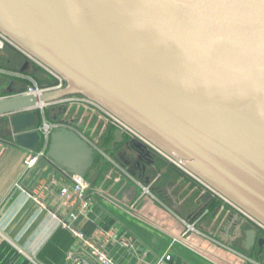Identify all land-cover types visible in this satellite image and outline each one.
Listing matches in <instances>:
<instances>
[{
    "label": "water",
    "instance_id": "1",
    "mask_svg": "<svg viewBox=\"0 0 264 264\" xmlns=\"http://www.w3.org/2000/svg\"><path fill=\"white\" fill-rule=\"evenodd\" d=\"M0 34L64 85L0 98L18 145L40 143L39 106L79 97L264 228V0H0ZM62 125L47 157L88 178L96 151Z\"/></svg>",
    "mask_w": 264,
    "mask_h": 264
},
{
    "label": "crops",
    "instance_id": "2",
    "mask_svg": "<svg viewBox=\"0 0 264 264\" xmlns=\"http://www.w3.org/2000/svg\"><path fill=\"white\" fill-rule=\"evenodd\" d=\"M48 76L56 79L13 47L0 50V98L23 93L33 84L46 87ZM70 98L39 110L35 130L41 141L34 150L18 145L10 116H0V264H71L70 255L99 264L50 215L69 222L66 203L59 196L69 173L47 157L50 134L45 137L39 129L44 124L59 128L63 123L96 151L88 178L98 172L88 191L91 212L72 225L93 237L115 264H264L261 227L149 148L155 154L153 164L145 175H131L117 158L119 146L111 149L117 130L124 138L133 136L96 106ZM36 153L42 156L27 168L25 159ZM16 185L40 193L44 208L27 199ZM140 185H151L152 197L140 198ZM183 222L194 224L195 231L186 233ZM105 231L116 238H103ZM120 238L129 246H122Z\"/></svg>",
    "mask_w": 264,
    "mask_h": 264
},
{
    "label": "built area",
    "instance_id": "3",
    "mask_svg": "<svg viewBox=\"0 0 264 264\" xmlns=\"http://www.w3.org/2000/svg\"><path fill=\"white\" fill-rule=\"evenodd\" d=\"M8 46L13 47L9 43V41L0 34V50L4 49L5 47H8ZM61 87H63V82L61 80L57 79V84L54 87L41 88V87L37 86L36 84H33V85L28 86L25 89V91L23 93H20V94L33 95V96L38 97L46 91L59 89ZM69 100H71V98L59 101V102L54 103V104L66 103ZM83 101H85V100H83ZM54 104H52V105H54ZM45 106H47V105H45ZM43 108H44V106H39L40 111H42ZM117 124L119 125V127L121 129L127 131L131 136H133V138L136 139L135 134H133L131 131H129L125 127L121 126L119 123H117ZM55 127H57V126L51 127L47 124H44L39 130L46 137L50 134V131L52 129H54ZM137 139H139V138H137ZM40 156H42V153L30 154L25 159L24 165L27 168L32 167L34 165V163L36 162V160L38 159V157H40ZM67 177H68V183L65 186L60 188L59 196L66 203V208L68 210L66 217L69 219V222H66L65 220L59 219L55 214H50L51 217L54 220H56V222H58L61 227L66 229L78 243H81L82 245H84L89 250V254L91 255V257L95 258V260L99 264H115L113 259L111 257H109L108 255H106V253L103 252L97 246V243L93 237H88V236L84 235L81 231H79L78 229H76L72 225V223L74 221H76L79 217L87 216L91 212L93 200H92V196H90L88 193V191L90 189V185H89L88 181L86 180V178H83V177H80L77 175H70V174H67ZM16 188L19 189L22 193H24V195L27 197V199L38 204L41 208H44V204L40 198V193H37L34 191L30 192V193L26 192L22 188H19L17 185H16ZM150 188H151V185L150 186L149 185H147V186L140 185V189H141L140 198L144 197L146 195L151 196ZM205 188H207V187H205ZM250 220L253 221L254 223H256L254 220H252V219H250ZM183 223L185 225L186 233H189L191 231H195L194 224H192V223L188 224L185 222H183ZM257 225L259 227H261L259 224H257ZM261 228L264 230L263 227H261ZM102 236L105 239H112L113 240L116 238L115 234L112 231H105V232H103ZM172 241L177 242L178 239L172 238ZM119 242L122 246H125V247L129 246L128 245L129 243L127 242V240L125 238H120ZM165 259L169 260L170 259L169 255L166 256ZM28 260H30V258H28ZM68 261H70L71 264H87V262L85 260L73 257L71 255L68 256ZM215 264H217V263H215Z\"/></svg>",
    "mask_w": 264,
    "mask_h": 264
},
{
    "label": "flooded vegetation",
    "instance_id": "4",
    "mask_svg": "<svg viewBox=\"0 0 264 264\" xmlns=\"http://www.w3.org/2000/svg\"><path fill=\"white\" fill-rule=\"evenodd\" d=\"M135 138H124L125 142H129V145H127L126 147H123V145H118L119 147L117 148L116 151V155L117 158L119 159V161L123 163L126 161L128 163H130V156L129 154H132L134 157H139L140 159H143L144 163H153L154 159H155V154L150 151L149 149L141 151L142 149H140L138 145V141L134 140ZM115 146H117L116 144L114 145V150L115 151ZM123 149V150H121ZM152 150V149H151ZM125 166V165H123ZM127 168V170L129 169L132 173H140L139 169L137 168V166H135V164L133 162H131V164L125 166Z\"/></svg>",
    "mask_w": 264,
    "mask_h": 264
},
{
    "label": "rangeland",
    "instance_id": "5",
    "mask_svg": "<svg viewBox=\"0 0 264 264\" xmlns=\"http://www.w3.org/2000/svg\"><path fill=\"white\" fill-rule=\"evenodd\" d=\"M48 75V74H47ZM50 77V76H48ZM54 80L57 81V79H53L52 77L48 78L47 82H46V85H43V86H46V87H43V88H48L50 86V83L49 82H53ZM43 84V83H42ZM57 84V83H56ZM55 84V85H56ZM64 86V85H63ZM74 99H78V97H74ZM108 118V117H107ZM109 119V118H108ZM112 119V118H110ZM113 120V119H112ZM114 121V120H113ZM117 124V123H116ZM118 125V124H117Z\"/></svg>",
    "mask_w": 264,
    "mask_h": 264
},
{
    "label": "trees",
    "instance_id": "6",
    "mask_svg": "<svg viewBox=\"0 0 264 264\" xmlns=\"http://www.w3.org/2000/svg\"><path fill=\"white\" fill-rule=\"evenodd\" d=\"M56 83H57V81L54 80L53 82L50 83V86H49V87H53V86H55Z\"/></svg>",
    "mask_w": 264,
    "mask_h": 264
},
{
    "label": "bare ground",
    "instance_id": "7",
    "mask_svg": "<svg viewBox=\"0 0 264 264\" xmlns=\"http://www.w3.org/2000/svg\"><path fill=\"white\" fill-rule=\"evenodd\" d=\"M178 166V165H177ZM179 167V166H178Z\"/></svg>",
    "mask_w": 264,
    "mask_h": 264
}]
</instances>
